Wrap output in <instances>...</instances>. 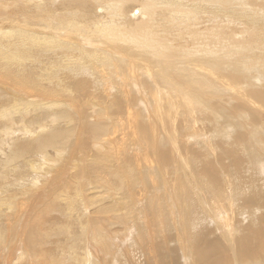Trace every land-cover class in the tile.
Masks as SVG:
<instances>
[{
    "label": "bare ground",
    "instance_id": "bare-ground-1",
    "mask_svg": "<svg viewBox=\"0 0 264 264\" xmlns=\"http://www.w3.org/2000/svg\"><path fill=\"white\" fill-rule=\"evenodd\" d=\"M13 4L15 5L13 9L19 13L15 16L4 13L3 16L8 18L7 24L0 27V77L15 68H20L21 77L35 67L36 71L37 69L38 72L41 71L38 78L48 82L47 87L43 88L46 90L43 95L51 93L53 96L51 98L56 101L50 99L45 115L27 120L13 118L0 122V220L6 217L7 213L17 215V212H20L18 210L24 204L23 199H29V193L39 190V187L45 183L43 179L45 174L48 175L47 168L51 165L50 153L53 152L61 157L67 140H70L71 136L73 139L77 137V133L73 131L76 122L83 124L82 107L75 104L73 110L71 109L73 116L70 115L72 112L70 114L67 112L69 106L67 103L64 104L62 96H77V101L88 102L91 107L89 117L96 123L87 122V127L90 128L93 136L98 134L99 139L104 141L108 135L106 134L108 128L100 117L103 116L102 113L99 116L101 110H98L99 105L94 103L100 93L102 96V98L99 96L100 103H109L110 114L119 119V122L127 121L124 126H130L127 130L131 133H126L127 138L129 136L132 139L137 137L145 141L151 140L154 150L151 157L143 158L141 165L149 168L153 173H163L165 170L181 173L184 184L190 190L194 185L192 176H203L214 193V200L211 203L212 200L206 199L210 196L208 192L202 198L199 197V192H196L195 202L200 205L198 208L203 217L201 223L197 220L198 214L190 217L191 226L186 223L188 219H184L178 205L180 203L178 195L183 189L177 183L178 190L173 196L176 203L172 200L170 192L165 202L169 208L161 211V213L168 212L170 219L161 227V242L165 249L164 254L159 253L162 261L158 263L156 261L159 259L156 258L151 264L175 262L173 255H176L174 254L176 249L170 247L172 242H175L179 251L177 255L182 258L183 264H264V182L260 183L251 172L246 171L249 169L252 171L253 164L258 161L260 155L264 159V151H262L264 139L256 133H251L255 132L254 128L264 132V124L260 123L264 118V0H0V11L11 10L8 7ZM87 35H97L102 40L99 43L103 47L99 45L90 48L91 43L84 39ZM106 49H113L117 58L111 56ZM121 50L125 52L120 54ZM131 57L141 61L137 62ZM58 62L67 66L80 65V67L75 72H71L65 70L67 66L64 67ZM28 63L30 66L26 67ZM92 63L103 65L98 75L105 83L108 82L104 88L101 80L94 77L97 69ZM180 64L185 68L192 67L191 71L176 70ZM246 65H249V68H245ZM155 68L156 70L153 71ZM249 69L253 71L257 69L259 73L253 76L254 73ZM143 82L148 85L143 86ZM162 82L167 88L169 85V87L174 85L172 91L171 88L168 90L164 84H161ZM131 89L135 92L134 95L143 96L147 92V97H150L148 96L150 93V98L153 99L151 109L156 107L159 110L156 113L163 125V127L159 126L164 130L163 133H166V118L161 112V104L164 103L166 107L168 104L167 108L171 107L173 103L170 97L182 93L190 117L182 118L183 129L175 124L174 119L171 120L170 136L166 133L167 137H164L171 145L169 148H159L164 145L165 139L157 135L158 127L156 129L152 123H149L151 121L149 116L147 120H150L148 122L150 127H147V132L143 126L139 128L144 123L137 126L138 116L135 117L133 112V105L136 102L134 103L133 100L138 97H133ZM196 89L199 92L195 97L202 96L203 99L214 98V100L216 97L220 98L221 102L210 100L206 104L205 99L199 102L196 100L194 103L184 98L185 94L194 96ZM166 91H169V94H166L165 98H160L167 93ZM0 100L4 101L0 104V118H7L8 116L4 115L10 109L8 104L11 101L5 95L0 96ZM23 100L26 102L21 103L20 108L26 113L32 100L29 98ZM197 105L205 109L198 108ZM175 107L174 110H177L178 106ZM217 109H222V112ZM218 113L221 117L222 113L227 116L235 114L230 118L233 119L229 124L235 122L237 127L230 129L228 125L230 132L225 133L220 130L225 127L224 125L216 126L218 136H213L216 141L211 143L205 137L209 133L205 134V126L202 124L214 123V121L216 124L221 121ZM201 118L202 122H199ZM246 119L252 124L261 125L252 128L247 134L242 131L236 132L242 128L246 130L247 127H243L248 121ZM200 123H202L199 127L200 133L197 136L204 139L208 147L206 153L201 156L196 149L187 152L188 148L184 146L178 148L179 138L185 141L184 145H187L185 139L188 132L194 130L195 125ZM207 127L206 129L209 130ZM232 131L235 132L234 136H231L234 133ZM21 134L24 139L16 137ZM121 134L119 139L124 133ZM252 135L257 136L258 139H254ZM124 136L122 139L126 138ZM114 138L113 136L112 140ZM251 139L254 142L260 139L262 143L259 141L255 144ZM110 140L108 139V142ZM229 140L231 143H228ZM29 153L33 155L37 153V156L41 157L40 163L29 165L35 176L30 177V181L23 179L19 183L16 180L15 184L14 181H7L6 170L17 167L9 165L20 156ZM245 160L247 165L251 166H245ZM6 166L10 168L7 169ZM262 177L264 178V175ZM120 192L121 187L118 193ZM184 193L183 202L187 205L193 203L192 198L188 197L185 191ZM222 193L230 196L228 201L222 199ZM155 203L152 201L150 207L158 208L159 205ZM97 207L101 208L96 206V209ZM20 216L17 215V222ZM13 223L10 224L14 226L16 223ZM204 223L207 226L213 225L214 229L207 230ZM1 230L0 228V264L4 263L6 257L9 262L10 256L13 257L17 250V244L13 241L9 246L11 252L7 246H4L7 245V240L4 239L5 235ZM18 233L20 234L21 230ZM169 233L172 234V238L169 237ZM189 233L197 234L190 238ZM6 235L7 239L11 236L9 233ZM149 237L152 239L154 235L149 234ZM6 247L8 251L5 253ZM26 249L23 248L25 251ZM152 250L153 248H149V257L155 256L154 250L151 253ZM23 254L19 255L18 262L15 260L14 263L11 257L9 264H22ZM169 257L171 260L164 262ZM80 263L90 264L85 256L80 258Z\"/></svg>",
    "mask_w": 264,
    "mask_h": 264
},
{
    "label": "rangeland",
    "instance_id": "rangeland-1",
    "mask_svg": "<svg viewBox=\"0 0 264 264\" xmlns=\"http://www.w3.org/2000/svg\"><path fill=\"white\" fill-rule=\"evenodd\" d=\"M27 2L28 1H26V3ZM14 6H15L14 4L10 5L8 8L11 10H8L6 12L0 11V27L2 25L7 24L6 20L8 18L6 16H3L4 13H9L12 16H15L16 14L19 13L13 9ZM233 18H237V17L233 16ZM42 30H46V29L42 28ZM94 37H95V40H94ZM84 39H86L87 41L91 43V45L89 46L90 48H94L99 45L100 47H103L99 43L101 39H99L97 35L95 36L87 35L84 37ZM106 50L109 51L111 56H114L115 58H117V54L113 53V49L112 50L106 49ZM124 52L123 50H121L120 54ZM132 58L133 60L137 62L141 61V59L131 57V59ZM58 64H61L64 67L67 66L59 62ZM54 65H57V64H54ZM92 65H96L95 68L97 69V72L100 71V69H102L101 66H103L99 64L97 65L95 63H92ZM27 66H30V64L28 63L26 67ZM67 67L68 68L65 70L75 72V70L78 67H80V65L67 66ZM244 67L249 68V65H246ZM156 68L153 71H155ZM191 68L190 69L185 68L183 67V65L180 64L178 68H176V70L183 71L187 69V71H191ZM249 70L252 73H254L253 76L259 73L257 69H255L254 71L252 69H249ZM19 72H20V68L11 69L8 73H5L4 76L0 77V96L5 95L7 99L11 101L8 104V107H10V109L4 115L8 117L0 118V122L1 120L5 122L8 119H13V118L27 120L28 118L45 115V113L47 112L46 106L49 102H51L50 101V99H52L51 93L48 92L49 94L43 95V92L46 91L43 88L47 87L48 82L42 81V79L38 78L40 76L39 73H41V71L38 72V69L36 71V68L34 67L31 69V71L29 70L27 75L24 74L21 77L19 76ZM37 72L39 75L37 74ZM97 72H95L94 77L95 78L97 77L98 80H101V85L104 88V85L105 86L108 85L107 84L108 82L105 83L103 79H101V77L98 75L99 72L98 73ZM21 78L23 80H21ZM35 78L38 80L36 81ZM22 81L25 84H23ZM161 84H164V83L162 82ZM22 85H23V88H22ZM145 85H148V83L145 84L143 82V86ZM164 86L166 87L165 84ZM169 86L168 88H171V91H172L174 85L172 87H169ZM55 91L58 92L57 89H55ZM166 92L167 93L161 95L160 98H165L166 94H169V91H166ZM198 92H199L198 89H196L194 96L185 94L184 98L190 99L194 103L196 100H197L196 102H199L205 99H206L205 100L206 104L209 103L208 101L210 100H213L216 103L221 102V99L216 98V97H215V100L214 98L213 99L212 98L203 99L204 97L202 96L201 98H197L195 96L197 95ZM131 93H133V97L137 96L139 99L138 100L137 98H135L136 101L133 100L134 103L136 102V104L133 103L134 104L133 112L135 114V117L138 116L137 126L144 123L143 125L139 126V128L143 126V129L146 130V132L148 131V128L150 127L149 123H152L156 129L158 127L157 135H160L164 138V137H167L165 136V134L167 133L168 136H170L171 126H172L171 120L174 119L176 121L175 124L177 123L176 125H178L181 128L182 125H184L182 118L189 119L188 117H190V111L188 107H186L185 101L182 98V93L178 94L175 97L171 96L170 99L172 101L171 100L170 101L173 103V105L171 104V102L170 104H171V107L172 106L173 107L167 108L168 104L166 107L164 106V103L162 102L163 104H161V108H160L162 114L165 115V118H166V121H165L166 133H163L164 132V130L162 129L163 125L162 123H160L159 117L157 116V113H156L159 110L156 107H154L152 108L153 114L151 113L152 111L151 106L153 105L152 103L153 99L150 98L151 97L150 93H148V96L150 97H147V92L144 93L143 96L134 95L135 92L131 89ZM99 96H100V93H98L97 95L98 100L96 99L98 102L92 98L91 100H94V103L96 105H99L100 108L96 106V108H99L98 110L101 109L99 111V116L102 113L103 116H100V117L101 119H103L102 121L104 122L105 127L108 128V131L106 132V134L108 135H106V137L104 138V141L99 139L98 134L93 136V134L90 133L91 132L90 128L87 127L88 125L87 122L96 123L93 118L89 117V114L91 113V107L89 106L88 102L83 103L80 100L77 101L78 100L77 96L75 97L62 96V100L64 101V104L66 105L67 103L69 106V108L67 107L68 109L67 112L69 114L70 112H72L73 110L72 107L75 104L77 106L82 107L80 108L83 113L82 114L83 124L76 122L77 125L75 126L76 127L75 129H77L78 131L75 132L76 130L74 129L73 133H77V137L73 139L71 136V139L67 140V142L65 143L66 147L64 148V151L61 157L56 156L53 152L50 153L49 156L51 160L50 162L51 165L49 164L50 166H48L47 168L48 175L45 174V178L43 179L45 180L44 181L45 183L43 184L42 187H39V190L37 191L33 190L31 191L32 193L31 192L29 193V196H28L29 199H27L29 203L26 202L27 200L25 198L23 199L24 204L22 203L23 204L21 205L22 207L21 206L20 208L18 207L19 208L18 211L20 212H17V215H21L19 218L20 220L17 222V218H18L17 215H13V214L9 215V213L6 214V217L1 218L0 228L3 230L1 231L4 233L5 236H7L6 235L7 233L11 235V236H8L9 239H7L4 236V239L7 240V245H4V246H7L9 248V246L12 244V241L14 243L16 242L17 244V250L15 254L13 255V257L15 256L17 257L13 258L12 256H10L9 262L11 260V257H12L13 263L15 260H16L15 262H18L17 260H19L20 258L19 255H22L23 253H25V255L23 254L22 256V258L24 259L22 264H81L80 258H82L83 256H85L86 260L90 264H151V262L153 260H156V258L159 259L156 262L160 263L162 261L160 259V254H164V250H165L163 249L164 248L163 243L161 242L162 241V237L160 235L161 227L162 225L167 224V222L170 221L168 217L169 213L168 212L161 213V211L163 209L165 210L169 208V205L165 203L166 198L171 192L170 195L173 200V196H175L178 190L177 183L180 184L182 189L187 193L188 197H191L193 200V203L191 204L189 203V205H187L185 202H183L185 199L184 191L182 190L178 195L179 201H180L178 205H180L184 219H188V221L186 222L188 225L192 224V219L190 217L192 216L194 217L198 214L197 220L200 223L202 221L201 217H203L201 212H199L198 206L200 207V205H197V203L195 202L196 192H199L200 198L204 197L208 192L210 196L207 197L206 199L212 200L211 203H213L214 193L210 190V186L208 185L206 179L203 176H200V177L192 176L194 185H193V188L190 190L184 184L183 182L184 179L181 178L182 177L181 173L177 174L175 170H165L163 171V173L161 172L153 173L149 168L145 167L144 165H141L143 164V158H149L152 155L154 148H153V144L151 140L149 139L145 141L142 139H137V137L136 139L134 138L132 139L129 136L127 138L126 133L128 132L127 134H131L129 133V130H127V129H130V126L128 125L124 126V124H127V121L122 120L120 122L121 123L123 122V124H121L119 122V119L114 118L115 116H113V114H110L111 113L110 110L108 111L109 103L101 104L100 103L101 100L99 99L102 98V96H100V98ZM140 97H143V98H140ZM24 98H27V99L29 98L32 100V102L30 103L29 111L26 113L20 108V104L26 102L23 100ZM110 99L112 100V98ZM173 99L174 100L176 99L175 102ZM52 100L56 101L55 99H52ZM145 100H148V101L150 100V101L148 102ZM142 102L146 105L144 106ZM1 103H4V101L0 100V104ZM228 103L229 101L227 102V104ZM102 105L104 108L103 107L101 108ZM174 105H176V107ZM197 106H199L198 108L201 107L202 109H205L201 105H197ZM174 107L177 108V110L175 109L176 111L174 110ZM62 108L64 109L63 106ZM135 109H137V111ZM147 109L149 113L147 112ZM98 110L96 109V111ZM171 110L173 112H171ZM217 111L222 112V109H219V110L217 109ZM150 113L152 116H150ZM227 113L231 114L229 113V111H227ZM70 115L73 116V112ZM110 115H112L113 117ZM217 115H218V118L220 117L222 119L221 121H218L219 124H217L218 122L215 124V121H214V123L204 122L203 124L200 123L198 125H195V129L190 130L187 134V137L185 139L187 140L186 141L187 145H184L185 141H182V139L179 138V141H178L179 146L177 147L183 148L184 146L186 147V149L188 148L187 152L192 149L193 150L196 149L202 156L206 153L208 147L206 146L204 139L197 136V134L200 133L199 127L201 124L202 126H205L204 127L205 134L206 132L209 133L208 136L206 134L205 137L208 138L210 142L216 141V138L213 137L218 134L215 129L217 128L216 126L222 127V125H224L225 127L222 128L224 131L222 129L220 130L225 133L230 132L227 128L228 125L231 126V127L229 126L230 129H233V127L234 128L237 127L235 122H232L231 124H229L230 120L233 119V118L232 119L230 118L235 116V114L229 115L230 117L225 115L224 113H222L224 117L223 116L221 117L220 113H218ZM148 116L150 117L149 118L151 120V121L149 120L150 122L147 120ZM236 116L238 117L239 115H236ZM103 117L105 118L106 121L104 120ZM75 118L76 117H74V119ZM249 121L250 120L246 122L248 124L245 123V125L243 126L245 128L247 127L246 130L242 128V130L239 129L236 132L242 131V133L247 134V133H250L249 131L252 128L257 127L261 125L262 123L264 124V118H262L260 122L261 124L260 123L252 124V122L251 121L249 122ZM199 122H202V118L199 119ZM206 124L210 126L207 127ZM254 124L256 125L254 126ZM144 125H145V128H144ZM160 125H162V127H159ZM188 125H190L189 122H188ZM206 127L209 128V130L206 129ZM68 128L70 129L71 127H68ZM180 128L178 131H180L184 127H182L181 129ZM210 128H212L211 130L213 133L210 132L211 131ZM254 129H255V132H251V133H256L257 136L259 135V137L264 139L263 130H260L258 128H254ZM125 130L126 132H123ZM120 133L122 134L124 133L125 136L124 134L123 136L126 137L127 139L126 138L122 139L123 136H121V139H122L121 141V139H119ZM234 134L235 132L232 133L231 136H234ZM22 136L23 135L21 134L16 137L18 139L19 138L24 139V137L22 138ZM113 136L115 137L114 138L116 140L115 142H114V139L112 140ZM252 136L254 139L256 138L258 139L257 136H254V135ZM108 139H111V140L108 142ZM164 139H165L163 140L164 145H162V147L159 146L160 149H166L171 146L169 142L166 141V138ZM229 141L230 142L228 143H231V140ZM256 141L255 142L253 141V142L256 144L260 141V139ZM260 142L262 143V141ZM109 144L112 147L109 146ZM262 151H264V147L262 148ZM261 156L262 155H260L258 157L259 158L258 161L255 162L256 165L255 163L253 164L254 168H252V171L250 169L246 171L251 172L252 176L256 180H260V183H263L264 178L262 176L264 175V159H262ZM20 157L17 158L11 165L8 164L10 167L13 165L17 166L15 169L13 168V169H9L8 171L6 170L7 177H8L6 180L7 181L9 180V182L14 181V184L16 183V180H18V182L20 183V180H23V179L29 180L30 177H34L35 174L31 172L29 165L31 164L36 165L41 162L40 161L41 157L37 156V153H35L34 155L33 153L24 154ZM137 164L139 165L137 166ZM245 164H246L245 166H251V165H247L246 160H245ZM9 166H6V168L7 169L10 168ZM40 172H41V169H40ZM52 180L54 183L52 182ZM117 181L118 182L120 181L119 183L121 184L117 183ZM237 181L239 182V179H237ZM58 183H60V185ZM46 186L47 188H45ZM119 187H121L120 193H118ZM138 197H140V199ZM229 198H230L229 195H224L222 193V199H224L225 201H228ZM152 201L156 202L155 204L159 205V207L158 208L150 207ZM30 203L33 206H29L31 205ZM33 203L35 204V206ZM96 206H101V208L97 207L96 209ZM28 207H29V210H28ZM184 207L185 208L190 207V208L185 209ZM3 214H5V212ZM6 218L7 219L9 218V219L7 220ZM8 221L11 224L13 222L14 223L17 222L18 225L17 223L16 224L13 223L14 226H12ZM204 224L207 226L206 223ZM3 225H7V226L11 225V226L7 228V226H3ZM210 228L214 229V226L209 225L206 227L207 230H210ZM20 230H21V233L19 234L18 231L20 232ZM157 232H159V234H157ZM149 234L154 235L155 238L153 237L151 239L149 237ZM196 234L197 233H193V234L189 233V237L191 238L195 236ZM168 235L170 238H172V234L169 233ZM16 237H17L16 239L17 241L15 240ZM149 238L151 239V241H149ZM170 241L172 242V239H170ZM7 247L5 249V253L8 250L11 252L10 248L8 249ZM170 247L172 249H176V253H174L176 255H173L174 260H175L173 264H183L182 258H180L177 255V252L179 251L175 245V242H172V244H170ZM23 248L24 249L27 248L26 251L23 250ZM149 248H153L154 253H153V250L151 253H153L155 256L149 257L150 256ZM6 258L4 259V263H1V264H5V263L9 264L8 257ZM170 258L171 257H169V259H166L164 262H168L169 260H171Z\"/></svg>",
    "mask_w": 264,
    "mask_h": 264
}]
</instances>
